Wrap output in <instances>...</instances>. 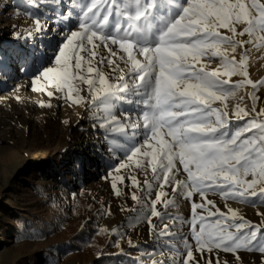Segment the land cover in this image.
Here are the masks:
<instances>
[{"label": "snow or ice", "instance_id": "1", "mask_svg": "<svg viewBox=\"0 0 264 264\" xmlns=\"http://www.w3.org/2000/svg\"><path fill=\"white\" fill-rule=\"evenodd\" d=\"M34 3L46 13L35 16L29 34L44 30L47 19L57 14L76 23L60 41L25 57L35 69L32 90L86 103L106 140L119 133L109 152L126 159L115 169V180L123 182L120 169L134 157L136 169L145 175L151 170L143 197L132 194L141 207L128 224L146 219L154 246L133 264H220L219 252L239 250L258 252L264 261V221L254 224L227 204L224 212L208 199L212 193L225 201L264 205V108L256 109L264 80L253 82L247 70L252 49L264 47V0H68L67 15L57 13L65 0ZM237 48L243 50L239 60L229 56ZM202 58L218 59L219 66L209 70ZM105 63L111 76L100 67ZM8 70L0 57V74ZM233 76L241 79L232 82ZM81 85L87 86L88 97L81 95ZM245 86L252 89L251 110L239 103L230 109L227 101ZM121 102L132 109L125 110ZM129 111H138V118L129 119ZM116 112L124 113L123 121ZM129 179L139 187L135 175ZM115 180L112 187L119 196ZM157 186L149 208L146 200ZM165 186L171 187L172 198ZM177 197L192 201L190 219L167 211L179 207ZM161 203L164 212L156 208ZM235 259L240 260L238 254Z\"/></svg>", "mask_w": 264, "mask_h": 264}, {"label": "rangeland", "instance_id": "2", "mask_svg": "<svg viewBox=\"0 0 264 264\" xmlns=\"http://www.w3.org/2000/svg\"><path fill=\"white\" fill-rule=\"evenodd\" d=\"M35 2L43 4V0ZM67 5L68 0H65L57 13L66 15ZM16 10L19 15L14 14ZM45 13L46 9L37 8L34 0H11V3L0 0V53H5L3 59L8 69L16 54L28 47L33 51H44L49 41L55 44L61 40L66 31L63 26L69 22L72 27L76 23L74 18L62 20L57 14L47 19L44 30L29 34L28 30L34 29L35 16ZM41 22L45 23V20ZM17 34H20L19 38ZM242 51L241 48L235 53L229 50V56L239 60ZM102 55H107L106 49L102 50ZM201 63L209 70L219 66L218 59L209 62L202 58ZM100 67L111 76L110 66L105 63ZM247 70L253 82L264 80V47L252 49ZM12 71V74L9 70L0 74V264H133L142 254L146 258V251L154 246L150 226L146 219L134 226L128 221L136 214L133 210L141 207L132 199V194L135 192L143 197L145 180L151 181L152 177L150 168L147 175L143 169H136L134 157L130 166L120 169L123 182L115 180V169L126 159L122 153L113 155L109 152L110 146L115 147L113 138L119 137V133L106 140L104 130L94 127L97 124L93 119L94 109L86 103L77 104L55 96L49 98L46 92L33 91L35 69L29 65L25 64L21 73L17 68ZM240 79L239 76L231 77L232 82ZM81 89V95L88 97L87 86L81 85ZM251 91L250 86L239 89L235 98L227 101L229 108L239 103L240 107L250 111ZM257 96L259 112L264 108V87L257 91ZM49 101L51 107L40 106V102L47 105ZM214 106L222 107L220 102ZM121 107L132 109L126 102H121ZM115 114L118 120H124V113ZM138 115V111L128 112L129 119H136ZM96 140L100 141L101 147L95 169L83 172L91 153L90 144ZM118 142L123 143V139ZM130 175L136 176L139 187L132 185ZM114 180L121 192L119 196L112 187ZM157 191L158 186L146 200L149 208ZM164 191L169 198L175 195L170 186H165ZM208 199L224 212H227V204L254 224L264 221V215L258 214L264 213V205L253 207L238 200L225 201L219 194L212 193L208 194ZM192 200L198 202L199 197L194 196ZM191 202L177 197L179 207H169L167 211L190 219ZM156 208L165 211L162 203ZM86 219L94 224L84 228L75 243L71 236L87 225ZM152 222L162 227L158 218L153 217ZM185 231H188L187 226ZM129 240L137 247H132ZM237 254L239 261L235 259ZM237 254L219 252L220 264L224 261L228 264H264L258 252L239 250ZM212 258H216V253Z\"/></svg>", "mask_w": 264, "mask_h": 264}, {"label": "bare ground", "instance_id": "3", "mask_svg": "<svg viewBox=\"0 0 264 264\" xmlns=\"http://www.w3.org/2000/svg\"><path fill=\"white\" fill-rule=\"evenodd\" d=\"M8 3H11V0H8ZM67 6L68 7H67L66 15L68 14V9H69L70 5H67ZM72 11H74V8H72ZM14 14L19 15V11L16 10ZM69 26H70V24L68 22L62 28L66 29V28H69ZM32 52H33V50L31 49V47L30 48L28 47L27 49H24L23 52L21 51V53L19 52V54H16L13 57V60H11V62L9 64V73L12 74V72H13L12 70H14L16 68L19 69V73H21L22 70L25 67V64H26L25 63V57L28 56L29 54H31ZM4 54H5L4 52H1L0 53V57H4ZM9 81H10V83L14 82V80H9ZM0 91H1V89H0ZM99 144H100V141H97V140L94 142L93 145L90 144L91 153L89 155V158H87V160L85 162L86 163V168H85V170L83 169V172L84 171L90 172V171L95 169V165H96V161H97V155H98L100 147H101ZM73 178H75V176H73ZM87 178H89V176H87Z\"/></svg>", "mask_w": 264, "mask_h": 264}, {"label": "trees", "instance_id": "4", "mask_svg": "<svg viewBox=\"0 0 264 264\" xmlns=\"http://www.w3.org/2000/svg\"><path fill=\"white\" fill-rule=\"evenodd\" d=\"M86 221V226H83V227H81V228H79L78 230H77V232L75 231L73 234H72V240L75 242V243H77V238H78V234L79 233H83L84 232V228H86V227H88V226H93V221H89V219H86V220H84V222Z\"/></svg>", "mask_w": 264, "mask_h": 264}]
</instances>
